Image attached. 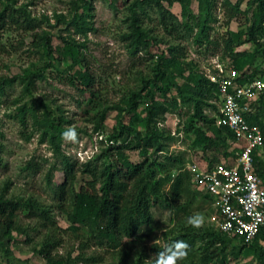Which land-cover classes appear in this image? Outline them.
I'll list each match as a JSON object with an SVG mask.
<instances>
[{
    "label": "rangeland",
    "instance_id": "obj_1",
    "mask_svg": "<svg viewBox=\"0 0 264 264\" xmlns=\"http://www.w3.org/2000/svg\"><path fill=\"white\" fill-rule=\"evenodd\" d=\"M4 1L26 10L36 22V30L51 36L55 57L50 59L42 47L34 46L32 38L22 32L12 31L3 37L6 47L0 51V198L34 196L52 207L61 227L62 240L61 245L52 252L55 260H62L64 264H117L120 258L118 252L124 244L116 245L107 239L100 240L96 237V225L73 222L68 212L70 202H66L63 208L57 207L53 188L64 181L61 162L67 157L81 164L109 147L108 137L116 123L117 108L125 106L124 102L128 101L130 92L141 87V77L152 73L160 50L179 44L180 53L184 54L179 64L186 67V75L189 70L204 76L206 73L215 74L219 65L230 63L221 58L222 39L219 40L221 44L218 48L208 41L202 44L197 42L203 25V39L209 36L211 40L216 34L226 37L227 30L238 32L245 29L248 21L245 17L234 18L228 26L225 25L227 17L221 5L223 0L212 1L215 5L211 7L208 17L206 4L202 0L177 2L171 10L188 25V29H183L181 33L191 32V36L176 39V32L169 35L159 23L158 14L149 11L143 15V28L148 32L150 40L155 38L159 41L160 47H153L156 56L151 59L143 52L132 55L128 42L122 39V34L127 30L125 19L129 13L128 8L135 0ZM237 1L231 0L233 3ZM241 8L243 11L249 10L247 0H243ZM245 38V35L241 37L243 43L236 49L253 52L255 45L245 42ZM65 40L80 46V62H74L66 53L68 45H65ZM262 50H257L255 66H259L264 73ZM86 69L94 76V97L79 85L78 74ZM26 71L40 75L34 77V85L30 87L25 79ZM178 81L180 84L185 82L183 78H178ZM151 88L150 99L166 101L165 95L156 87ZM174 98L179 102L181 100L177 89L171 87L167 100L171 103ZM217 102L213 101L218 106ZM145 106L142 103L127 118V122L143 135L147 134L144 127ZM203 112L211 118L218 115L212 106L203 105ZM193 113L190 102L181 105L178 110H170L164 119L159 120L157 126L160 134H163L159 140L164 144L159 154L183 153L185 160L193 159L202 166H208L209 162L215 165L232 160L234 157L227 154L238 149L236 144L222 134L227 140L220 145H213V130L204 127L203 134L197 126L191 124ZM51 123L59 125L61 130L54 133ZM70 127H74L78 134L75 143L62 138V134ZM125 154L131 162L142 160L138 149H127ZM258 158L264 162V152ZM6 184L8 188L3 191ZM152 213L154 226H143L140 229L139 235L142 238L133 243L129 264H133L141 254L151 257L152 245L161 243L163 228L171 226L170 212L162 204L155 205ZM215 213L212 202L203 196L191 208L192 215L200 214L204 217V225L214 226ZM19 223L25 228V233L12 230L7 237L0 238V264H47L38 251L45 231L32 229L35 221L25 214L20 216ZM81 243L89 245L82 250L84 259H76L81 252ZM232 245L241 246V243L233 239ZM260 247L264 249V240L260 241ZM88 258L95 260L90 261ZM211 264H264V259L254 251H233L230 246Z\"/></svg>",
    "mask_w": 264,
    "mask_h": 264
},
{
    "label": "trees",
    "instance_id": "obj_2",
    "mask_svg": "<svg viewBox=\"0 0 264 264\" xmlns=\"http://www.w3.org/2000/svg\"><path fill=\"white\" fill-rule=\"evenodd\" d=\"M190 0H135L128 8L125 19L127 30L122 34V39L128 42L132 55L143 52L154 59L153 47L160 49L159 41L155 38L149 39L148 32L143 28V15L149 11H155L159 16V23L169 35L176 39H185L191 36L187 23L182 21L172 12L171 7L175 3H185ZM206 4V15L215 5L213 0H202ZM243 0L236 3L231 0H223L222 8L227 17L225 25H229L236 18L245 17L247 26L243 30L233 32L227 30V36L216 34L211 40L209 36L205 39V24L199 34L198 43L208 41L209 44L220 46L223 42L222 59L228 60L240 74V84L251 81L256 77H262L263 71L255 66L257 50L262 48L264 54V0H247L248 11L241 8ZM213 3V4H212ZM251 17L248 18V15ZM205 23V21H204ZM244 26V25H243ZM36 22L24 9H19L11 4L0 0V51L5 49L3 37L12 31L22 32L32 38L36 47H42L44 53L50 58L55 57V48L52 38L45 32L36 30ZM179 32L181 34H179ZM245 35V42L255 45V50H237L240 46L241 37ZM261 39L263 42H261ZM68 45L66 53L74 62L81 61L80 46L64 41ZM169 45V44H168ZM211 46V45H210ZM179 44L169 45L167 50H160L157 62L152 68V73L141 77V87L131 91L125 106L118 107L116 123L113 131L108 137L110 145L101 154L79 164L77 160L65 158L62 163L64 181L53 188V198L58 202L57 207L63 208L66 202H70L69 217L73 222L87 226H97L96 237L100 240L107 239L116 245L122 243L123 249L119 250L120 258L117 264H129L132 254L133 243L139 238V231L143 226L153 227L155 223L152 208L162 204L169 212L171 226L163 228L161 243H154L151 247L153 255L163 249L166 244L174 240H183L190 245L188 257L180 261V264H211L212 261L221 256L231 246L233 251L245 250L254 253L264 259V249L260 247V241L264 240V227L251 243H245L236 236H228L211 225H204L196 229L187 224V218L193 216L191 208L196 200L203 196L210 200L209 196L197 189L192 183V177L185 167L188 161L184 154L167 152L164 156L159 154L163 151L164 144L159 140L160 134L157 123L164 119L170 110H178L181 105L192 103L194 113L191 124H194L204 134V127L213 130L214 137L211 138L213 145H220L227 137L235 143L234 134L226 127L217 126L216 118H211L203 112V105L212 106L218 113L217 104L213 101L219 99L218 85L211 82L206 76L195 70H189L179 64V59L184 57L180 53ZM228 65V66H229ZM176 70V73H174ZM27 85H34V77L39 74H31L26 71ZM79 85L85 89L91 97L95 96L92 89L94 76L91 72L81 70L78 74ZM178 78H183L180 84ZM156 87L166 101L150 99L151 87ZM171 87H175L178 98L168 102V94ZM142 103H145L144 127L147 134L143 135L127 122V118L134 114ZM264 93L253 103L254 112L248 114L250 122L259 125L264 130ZM22 121L25 120L22 118ZM200 125V126H199ZM54 133L61 128L51 123ZM222 134L226 136H222ZM138 149L141 151L142 160L131 162L125 151ZM234 151V152H233ZM238 149L232 150L227 155L234 158L227 160L225 164L233 165L237 157ZM1 160V159H0ZM202 166V165H201ZM214 166L209 162L206 168ZM255 167L257 174L264 179V163L255 156ZM59 170V169H58ZM50 175H48L49 178ZM50 184V183H49ZM8 185H4V190ZM25 214L35 221L34 230L43 229L45 234L39 254L43 256L47 264H64L62 260H55L52 252L61 245V227L59 226L51 206L40 199L29 196L19 199L0 198V238H5L12 230L25 233L26 230L19 223V218ZM233 239H238L239 245H232ZM89 245V244H88ZM87 244L81 243L80 254L76 259H84L83 248ZM130 245V246H129ZM149 255L141 254L133 264H142ZM94 261L95 258H88Z\"/></svg>",
    "mask_w": 264,
    "mask_h": 264
},
{
    "label": "built area",
    "instance_id": "obj_3",
    "mask_svg": "<svg viewBox=\"0 0 264 264\" xmlns=\"http://www.w3.org/2000/svg\"><path fill=\"white\" fill-rule=\"evenodd\" d=\"M205 76L218 85L216 125L234 134L238 153L233 165L219 163L206 168L192 160L185 170L193 185L209 196L216 212L214 227L251 243L264 227V185L255 167L256 152L264 149V130L247 116L264 93V73L240 84L239 72L221 64L215 74Z\"/></svg>",
    "mask_w": 264,
    "mask_h": 264
},
{
    "label": "clouds",
    "instance_id": "obj_4",
    "mask_svg": "<svg viewBox=\"0 0 264 264\" xmlns=\"http://www.w3.org/2000/svg\"><path fill=\"white\" fill-rule=\"evenodd\" d=\"M62 138L67 142L75 143L78 134L74 127L68 128ZM187 224L193 228L199 229L204 226L205 219L202 215L196 214L187 218ZM190 245L183 240H174L165 245V247L145 260V264H180L189 254Z\"/></svg>",
    "mask_w": 264,
    "mask_h": 264
},
{
    "label": "crops",
    "instance_id": "obj_5",
    "mask_svg": "<svg viewBox=\"0 0 264 264\" xmlns=\"http://www.w3.org/2000/svg\"><path fill=\"white\" fill-rule=\"evenodd\" d=\"M264 152V149H262V150H259V151H257L256 152V157H258V156H261V153H263ZM263 162V161H262ZM264 163V162H263ZM263 180V185H264V179H262Z\"/></svg>",
    "mask_w": 264,
    "mask_h": 264
}]
</instances>
